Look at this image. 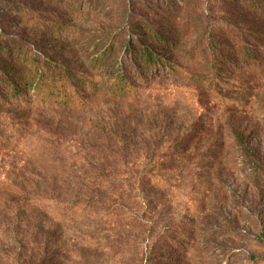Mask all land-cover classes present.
<instances>
[{"label":"rangeland","instance_id":"1","mask_svg":"<svg viewBox=\"0 0 264 264\" xmlns=\"http://www.w3.org/2000/svg\"><path fill=\"white\" fill-rule=\"evenodd\" d=\"M0 34L78 73L138 35L165 60L136 96L0 111V264H264V0H0Z\"/></svg>","mask_w":264,"mask_h":264},{"label":"trees","instance_id":"2","mask_svg":"<svg viewBox=\"0 0 264 264\" xmlns=\"http://www.w3.org/2000/svg\"><path fill=\"white\" fill-rule=\"evenodd\" d=\"M145 36L130 37L115 58L116 46H110L90 63L93 74L78 73L68 65L41 59L23 40L0 34V111L10 108L31 111L39 108L80 109L98 95L111 98L136 96L138 82L153 74L154 66L164 64L147 47ZM159 42H174L157 34ZM132 65V71L127 67ZM175 66L173 65V68ZM128 73V74H127ZM1 119V118H0ZM14 124L0 121V148L16 141ZM102 207V205H101ZM75 214L85 213L74 204Z\"/></svg>","mask_w":264,"mask_h":264}]
</instances>
